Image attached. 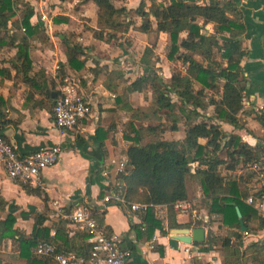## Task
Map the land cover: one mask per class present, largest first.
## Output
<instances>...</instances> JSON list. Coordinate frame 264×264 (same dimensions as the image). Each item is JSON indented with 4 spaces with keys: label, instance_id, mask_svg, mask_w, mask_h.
Here are the masks:
<instances>
[{
    "label": "crops",
    "instance_id": "0c3cea01",
    "mask_svg": "<svg viewBox=\"0 0 264 264\" xmlns=\"http://www.w3.org/2000/svg\"><path fill=\"white\" fill-rule=\"evenodd\" d=\"M25 1L34 10L30 24L37 29L34 37L28 39L31 69L26 75L22 71L24 60L18 57V43L12 44L6 40V43L1 44L0 37V134L22 155L53 146H59L62 153L59 163L43 172L40 186H28L32 193L27 192L24 185L9 179L0 164V222L12 215L16 219L15 229L22 236L31 238L36 215H43L46 219L43 227L49 229L51 238L56 236L57 230H66L65 238L72 245L78 244L79 239L87 235L85 244L90 248L87 232L82 227L72 226L68 220V216L76 209L83 208L92 213L93 219L106 236L118 238L120 249L132 253V264H224L221 252L207 243V230L202 244L186 245L172 239L173 230L192 231L195 228L183 227L168 231L166 207H155L154 212L163 221L164 231L168 234L164 235L157 230L148 239L144 235L143 225V215L147 210L135 212L131 207L116 203L104 205V198L112 193L117 173L126 168V154L132 145L125 137L130 135V131H123L122 128L128 125L131 130L132 124L138 126L131 119L132 109L139 108L134 102L138 93L124 97L125 89L148 69L144 67L129 74L120 63L98 64L95 57L97 53H92L94 45L83 46L81 37H77L76 31L70 26L72 20L66 9L60 12L66 0ZM208 1L202 0L199 5ZM215 1L224 4L232 2L235 5L238 22L243 25L242 32L236 33V38L247 52L241 64L246 78V93L239 116L246 129L234 131L228 125L223 129L227 133L239 135L253 148L261 147L264 128L258 118L260 111L264 114V0ZM79 5L82 8H96L94 26L84 35L90 33L95 45L108 44L94 37V30H98L97 7L93 2L79 1ZM60 17L65 18V21H59ZM17 18L21 24L20 13ZM8 32L14 34L12 24H9ZM21 32L26 33L22 25ZM133 32L147 35L131 27L128 34ZM204 32L207 35L215 34L214 24L206 25ZM182 37L185 38L186 34ZM218 38L221 43L229 42L231 34L225 32ZM67 45L82 48L83 54H78L79 60L84 63L81 70L68 66L65 53ZM216 60L221 59L218 56ZM89 62L97 64L99 68L96 69L94 64L88 66ZM115 71H120L122 78H114L115 89L109 90V75ZM171 76L167 77L169 81ZM124 83L127 84L124 86ZM65 86L74 87L77 93L90 101L91 113L77 128L61 133L55 127L53 109ZM98 130L101 132L97 133ZM200 143L204 144L205 141L201 140ZM243 172L237 170L230 175L242 178ZM252 174L254 179L247 184L248 189H260L263 179L256 178L255 172ZM194 198L197 199L193 201ZM194 198L186 201L191 207L188 213L177 212V223L184 226L193 221L203 223V228L205 225L209 227V221L215 219V216L206 210L199 188ZM58 208L64 212L65 217L60 216L61 210ZM60 221L67 223L64 229L58 224ZM215 224L219 232L211 228ZM211 226L210 231L216 236L226 235L225 230L219 228V223ZM246 237L254 238L250 242L264 245V231ZM74 240L75 243H72ZM30 255V260L22 257L18 244L13 240L0 242V264H57L52 259L36 256L34 249Z\"/></svg>",
    "mask_w": 264,
    "mask_h": 264
},
{
    "label": "trees",
    "instance_id": "16d2710c",
    "mask_svg": "<svg viewBox=\"0 0 264 264\" xmlns=\"http://www.w3.org/2000/svg\"><path fill=\"white\" fill-rule=\"evenodd\" d=\"M82 1L93 2L97 7L96 39L108 43L116 41L121 46L120 38L131 27L143 34L164 33L170 38L168 60L176 61L185 68L184 72H174L169 82L162 83L155 70L146 67L148 71L125 89L124 97L150 90L152 103L145 118L156 119L158 124L131 125L130 135H125L132 142L126 154V168L117 173L112 194L125 201L124 205L120 204L123 207L130 208L132 204L147 207L143 215L144 235L151 239L157 230L168 234L164 231L163 221L155 216V207H166L168 231L183 227L203 228L200 222L191 221L183 226L176 220L178 213L175 206L196 195V189L191 186L193 182L199 186L197 188L206 210L215 216L208 225L217 222L219 228L226 232L225 236L210 232L207 242L221 252L224 264H264V245L259 242L246 243L247 237L241 230L236 212L238 207L248 235L264 231V219L247 203L250 198L255 203L264 199V182L260 189L247 187L254 179V175L248 172L254 165H260V171L264 174V139L261 147L253 148L239 135L223 129L225 125L234 131L246 129L239 116L246 93V78L241 64L247 52L236 38V33L242 32L243 25L238 22L235 5L215 0H209L204 5H199L202 0H168L167 4L158 3L159 0H143L138 9L128 10L115 5L116 1L128 0ZM18 13L22 15L21 24ZM33 15L32 6L25 0H0L1 44L6 40L12 44L18 43V57L24 60L22 71L25 75L31 69L28 39L37 33V29L30 24ZM132 15L138 17L140 23ZM59 21H65V18L60 17ZM210 23L214 24L213 35L204 32ZM9 24L15 30L12 35L8 32ZM21 25L26 29L25 34L21 32ZM225 32L231 34V41L221 43L218 36ZM183 34H186L185 38ZM65 53L71 69L79 71L84 67L78 58V54H83L81 47L67 45ZM218 56L220 61L216 60ZM114 78H122V73L115 71L109 75V90L115 89ZM172 96L176 102H173ZM118 99L121 100L120 97ZM138 111L141 112L139 108L132 109L136 114ZM260 113L258 119L264 128V114L263 111ZM165 121L171 123V132H177L180 123L184 125L183 141L163 138L167 127ZM201 140L205 143L201 144ZM221 154L226 155L225 160L220 158ZM193 164L197 165L194 173L191 171ZM237 170L244 171L242 178L230 175ZM24 188L29 193L33 192L27 185ZM45 220L43 215H36L31 238H26L15 229V217L9 215L0 222V242L13 240L18 244L21 256L28 260L31 259L30 251L41 242L52 244L57 252L88 258L90 248L85 244L87 235L81 237L83 240L79 239L78 244L72 245L65 238L66 230H57L56 236L51 238L49 229L43 227ZM58 224L63 229L67 225L63 221Z\"/></svg>",
    "mask_w": 264,
    "mask_h": 264
},
{
    "label": "built area",
    "instance_id": "2783aa9c",
    "mask_svg": "<svg viewBox=\"0 0 264 264\" xmlns=\"http://www.w3.org/2000/svg\"><path fill=\"white\" fill-rule=\"evenodd\" d=\"M90 101L76 92L74 87L62 88L53 109L55 127L61 132H69L77 128L90 114ZM62 149L59 146L43 148L28 155H22L0 135V164L9 179L27 185L40 186L42 174L45 170L57 165L61 158ZM256 171L261 170L260 165L253 166ZM264 179V174H260ZM104 205L113 203L124 205L125 201L118 195L109 194L103 200ZM247 203L255 208L260 218L264 219V199L256 202L250 198ZM191 207L187 202H180L175 210L185 214ZM60 211L61 209L58 208ZM132 211H146L147 207L139 204L131 205ZM64 216V212H59ZM65 217V216H64ZM69 222L74 227H82L88 234L90 252L88 258L74 253L65 254L57 252L55 246L41 242L34 248V254L45 259H52L57 264H132V253L119 247L117 237H108L99 228L93 219L92 213L86 209H76L70 216ZM248 236V233L245 232Z\"/></svg>",
    "mask_w": 264,
    "mask_h": 264
},
{
    "label": "rangeland",
    "instance_id": "374dc122",
    "mask_svg": "<svg viewBox=\"0 0 264 264\" xmlns=\"http://www.w3.org/2000/svg\"><path fill=\"white\" fill-rule=\"evenodd\" d=\"M33 2L32 0H29ZM39 2V0H36ZM79 1L81 3L82 0H66L65 6L60 9V12L63 11V9H66V13L71 17L72 23L71 27L76 31V36L81 37L83 46H93L94 51L92 53H97L95 56L98 59V64H108L111 65L113 63H120L122 67L126 70L127 73L131 74L134 71H140V69H143L144 67H148L149 69H154L158 77H160L161 82L165 83L168 82V78L171 74L174 72L180 71L184 72L185 68L176 61H169L168 55H169V46H170V38L168 35L165 34H159L157 32H153L147 35L142 34H126L120 38L121 40V46H119L118 42L112 41L108 44H101L98 43L97 45L94 44V40L92 39L90 33L89 35H84L85 32H90L89 29H91L94 26L93 21L95 20L96 16V8L94 6H87L86 8L79 7ZM143 0H128V1H116L115 5L118 7H126L128 10L133 9L136 10L139 8L141 2ZM189 1H196V0H189ZM149 5V2L146 1ZM158 3L161 4H167L168 0H159ZM132 18L137 22L140 23V20L135 15H132ZM79 34V35H78ZM94 63L89 62L88 66H92ZM148 64V66H147ZM95 65V64H94ZM93 65V66H94ZM96 69L99 68L97 64L95 65ZM74 81H72L73 83ZM127 83H124L125 86ZM152 93L150 90L145 91L143 94H138L134 97V102L137 104V107L141 110V112L138 111L132 112L131 119L133 122H136L139 126L140 124L144 126H154L157 125V120H148L145 118V116L148 114L149 106L152 103ZM173 102H176V99L174 96H172ZM141 105V106H140ZM91 113V111H90ZM164 121L165 119L162 118ZM165 125L167 126L165 129L166 131L163 134V138L165 140H183L185 138L184 134V125L182 123L179 124V130L177 132H171L169 131V127L171 123L168 121H165ZM123 131H131L126 125L124 128H122ZM220 158L222 160H225L226 155L221 154ZM195 166L196 164H193L191 166V171L195 172ZM197 167V166H196ZM262 168V167H261ZM257 175V178H259L261 171H256L254 167L251 168V171L249 173H254ZM225 173V172H224ZM197 185V184H196ZM193 182L191 183V186L193 189H196L199 187L196 186ZM194 198L193 201H195ZM198 206V204H197ZM198 209V208H197ZM199 210V209H198ZM217 224H215L214 229L216 232H219L217 229ZM205 230H207L210 234V226H204ZM207 232V233H208ZM251 239L247 237L246 243H249Z\"/></svg>",
    "mask_w": 264,
    "mask_h": 264
},
{
    "label": "water",
    "instance_id": "95a60500",
    "mask_svg": "<svg viewBox=\"0 0 264 264\" xmlns=\"http://www.w3.org/2000/svg\"><path fill=\"white\" fill-rule=\"evenodd\" d=\"M235 206V204H232ZM236 212L238 215V218L240 220V226L242 232H246V227L245 224L242 220V215L238 207H236ZM205 229L204 228H196L193 229L192 231L189 230H173L171 231V238L186 244V245H195V244H202L205 242Z\"/></svg>",
    "mask_w": 264,
    "mask_h": 264
}]
</instances>
